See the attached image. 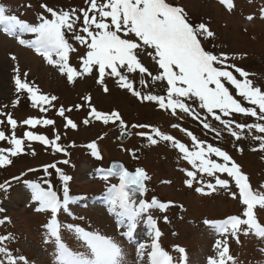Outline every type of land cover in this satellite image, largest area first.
Instances as JSON below:
<instances>
[{"label": "rangeland", "instance_id": "1", "mask_svg": "<svg viewBox=\"0 0 264 264\" xmlns=\"http://www.w3.org/2000/svg\"><path fill=\"white\" fill-rule=\"evenodd\" d=\"M168 2L183 7L194 26L204 23L214 33L213 37L202 40L206 51L217 56H226L225 66L229 71H233L238 79L243 80L244 77L235 72V68L242 69L249 73L248 79L254 86L264 90V0H232L234 6L231 9L221 0ZM42 4L55 10L67 11L87 7V0H0V6L8 14L17 15L32 24L39 23L41 14L51 18L41 7ZM249 16L252 17L251 20L248 19ZM20 38L28 40L35 37L31 33H17L15 36L6 34L0 25V120L6 119L5 113L12 115L18 122L16 136L24 139V151L18 156L10 157L13 161L11 165L0 166V184L5 185V189H0V208L4 209L0 212V219L6 218L4 227L1 226L3 228L0 229V236L10 235L8 241L0 242V247L7 248L12 256L26 257L29 264H57L55 245L51 242L52 238L46 228L52 214L50 210L37 211L40 205L32 199V190L29 187L30 183H40L47 188L49 184L45 181H48L62 199L64 185L59 174L55 169H49L51 175L44 172L45 165L56 164L72 177L68 188L73 200L69 202L67 210H60L57 219L61 224L62 240L73 250L84 249L75 233L67 229L68 224L114 239L123 250V264H147V255L143 259L139 255V245L152 243L154 231L147 220L151 215L162 233L159 243L173 257V264H208L210 257L218 256L215 247L218 240L227 242L230 255L234 258L228 264H264V238L254 233L244 235L241 232L237 240L235 236L222 235L204 223L205 220L223 221L230 216L244 218L242 214L245 206L239 197V189L234 179L226 173H217L221 179L229 180V188L217 186L212 191L207 188V184L215 183L214 177L201 173L189 187L185 183L186 170L194 169L183 159V154L170 141L160 140L153 145L147 139L153 128H159L184 143L190 150H195L194 143L184 131L186 129L205 144H212L226 151L248 176L252 189L264 192V151L259 150L261 141L254 139L255 136L264 134L245 129L242 138L236 140L219 121L207 114L206 110H201L198 102L187 103L201 119H195L179 110L173 114L171 110L161 109L156 102L142 101L127 89L121 88L115 77H105V84L109 89L105 92L104 86L97 82L98 73L95 70L91 75L76 77L74 82H69L58 65L49 64L35 49L20 45ZM71 42L78 47L79 52L70 54L69 63L79 70V57L84 53V48L74 41ZM13 56L16 57L15 60L12 59ZM140 58L150 71L157 73V66L149 56L145 54ZM53 59L59 58L53 56ZM17 68L21 78L25 79L26 73L27 81H33L40 94L57 97L52 105H43L47 111L41 112L39 107H33L28 93L16 92ZM129 75L130 79H134L136 89L142 94H165L164 84L150 83L149 86H143L140 84L139 75ZM148 79L151 81V78ZM230 90L243 106L253 107L233 88L230 87ZM86 96L91 97V106L100 112H119L126 127H122L119 121L115 124H104L101 121L85 124L83 121L88 119L91 110L89 102L84 99ZM17 100L19 103H16ZM78 105L83 107H77ZM61 107L66 109L65 116L71 118L77 128L66 126V120L58 114ZM205 116L206 122L220 132L219 136L203 128L201 120ZM28 118L52 119L55 123L32 127L23 124ZM223 118L246 124L264 123L239 113ZM140 125L148 127H139ZM0 131L10 135L12 130L5 123L0 125ZM28 131L46 135L50 140H54L59 134L60 140L57 143L66 150L67 155L65 152H56L50 146H41L39 141L27 140L24 134ZM123 131L131 135L125 143L119 141ZM141 132L146 135H139ZM92 142L98 145L102 159L91 154L92 150L87 146ZM0 147L7 148L10 145L7 141H0ZM211 158L223 163L222 158L214 155ZM65 159L70 162L64 164L62 161ZM114 163L123 164L129 171L142 168L148 173L150 179L146 180L147 191L144 196L136 194L137 201L142 199L151 202L156 198L162 203L171 202L167 210L152 208L137 218L131 239L124 235L128 231V225L122 224L124 217L110 214L109 211L107 189L119 180L118 177L103 179L101 170L110 168ZM201 187L204 188V193L196 191ZM232 193H236V198H233ZM99 198H104L108 204H94ZM108 212L111 217L107 215ZM255 212L259 222L264 224V209L257 206ZM165 216L168 218L167 222L164 220ZM176 246L184 248L185 253L177 252ZM0 260L7 264L3 253H0Z\"/></svg>", "mask_w": 264, "mask_h": 264}, {"label": "snow or ice", "instance_id": "2", "mask_svg": "<svg viewBox=\"0 0 264 264\" xmlns=\"http://www.w3.org/2000/svg\"><path fill=\"white\" fill-rule=\"evenodd\" d=\"M221 2L229 9L234 6L232 0H221ZM41 7L50 14L51 18L41 14L39 23L32 24L17 15L8 14L7 10L0 6V25L9 35L33 34L34 39L20 38L19 44L35 49L47 59L49 64L58 65L59 70L66 74L69 82H74L76 77L91 75L95 70L98 73L97 82L104 86L105 92L109 91L105 84V77H115L121 88L127 89L142 101L156 102L161 109L171 110L173 114L179 110L195 119H201L200 115L187 103L188 101L198 102L199 108L206 110L207 114L219 121L236 140L242 138L245 129L264 134V123L246 124L223 118L239 113L264 121V90L254 86L248 79L249 73L242 69L235 68V72L244 77L243 80L238 79L233 71H229L225 66L226 56H217L205 50L202 40L213 37L214 33L204 23L194 26L189 21L183 7L175 6L168 0H87V7L67 11L55 10L46 4H42ZM248 19L251 20L252 17L249 16ZM71 41L84 48V53L79 57L81 61L79 70L69 63L70 54L79 52L78 47L74 46ZM145 54L157 66L156 74L142 63L140 57ZM53 56L59 59L54 60ZM12 59L15 60L16 57L13 56ZM16 71V92L30 94L32 106L39 107L41 112L47 111L43 105H52V101L57 100V97L40 94L39 88L27 81L26 73L24 74L25 79H22L18 68ZM129 74L139 75L140 84L143 86H149L150 83L164 84L165 94H142L136 89L135 81L130 79ZM148 78H151V81ZM230 87L253 107L243 106L241 101L234 97ZM84 99L89 102L90 117L104 124L119 121L122 127H126L119 112H100L91 106L90 96ZM16 103H19V100ZM77 107H83V105ZM65 111L66 109L61 107L58 114L64 117L66 126L77 128V124L65 116ZM4 115L6 119L0 120V125L6 123L12 131L10 135H6L5 131H0V141H7L10 145L7 148L0 147V166L11 165L13 161L10 157L18 156L24 151V139L18 138L15 134L17 120L10 114L5 113ZM206 120L207 116L201 120L203 128L219 136L220 132ZM83 122L88 124L89 120L85 119ZM54 123L52 119L39 118H28L23 121V124L32 127ZM139 127L148 126L140 125ZM173 127H179V125H173ZM184 131L194 143L195 150H190L184 143L165 134L159 128H153L151 134L147 135V139L153 145L160 140L170 141L173 147L183 154V159L188 161L194 169L186 170L185 183L189 187L196 181L197 175L202 173L215 179V183L207 184L208 189L215 191L217 186L227 189L229 180L221 179L216 175L226 173L228 177L234 179L239 189V197L245 206L242 214L244 218L230 216L223 221L205 220L204 223L215 228L222 235L235 236L237 240L241 232L244 235L254 233L264 238V224L259 222L255 212L257 206L264 209V192L252 189L248 176L241 171L240 166L226 151L212 144H205L191 132L186 129ZM139 135L145 136L146 134L141 132ZM24 137L29 141H39L43 145L54 148L56 152H65L67 155L66 150L57 143L60 140L59 134L54 140H50L46 135H37L28 131ZM254 139L261 141L259 150L264 151V135L255 136ZM87 147L92 150L91 154L97 159L103 158L95 142ZM213 155L222 158L223 163L212 159ZM133 156L135 157L134 152ZM62 162L68 164L70 161L65 159ZM49 169H55L63 182L62 199L48 181H45L49 184L47 188L42 187L40 183H30L29 187L32 190V199L40 205L37 211L50 210L52 214L46 228L49 237L52 238L51 242L55 245L57 264H123L121 246L111 237L99 232L88 231L72 224L66 225L67 229L74 232L82 242L83 251L73 250L62 240L61 224L57 219V214L62 208L65 210L68 208L70 201L68 182L72 177L65 174L56 164L44 166V172L51 175ZM101 172L105 180L111 176L118 177L119 182L111 184L107 189L109 211L131 221L128 224V231L124 233L129 239L132 238L137 218L152 208L167 210L171 204V202H159L156 198H153L151 202L135 199L137 193L147 191L144 181L150 179L142 168L129 171L123 164L114 163L110 168L102 169ZM0 189H5V185L0 184ZM196 191L204 193V188H197ZM232 195L236 198V193ZM3 211L4 209L0 208V212ZM147 220L153 228L154 237L150 245H139L141 259L147 255V264H173V257L159 243L162 233L156 227L157 221L151 215L147 217ZM164 220L167 222V216ZM4 222V219H0V224ZM9 238L0 236V242ZM215 247L218 256L210 257L208 264H228L229 261L234 260L226 241H216ZM176 251L185 253V249L180 246H176ZM0 253L7 258V264H29L26 257L12 256L5 247H0ZM0 264H4V261L0 260Z\"/></svg>", "mask_w": 264, "mask_h": 264}, {"label": "water", "instance_id": "3", "mask_svg": "<svg viewBox=\"0 0 264 264\" xmlns=\"http://www.w3.org/2000/svg\"><path fill=\"white\" fill-rule=\"evenodd\" d=\"M89 120H90V121H95V119L92 118V117H90ZM129 139H130V135H129L128 133H126V132H123V133L121 134V137H120L119 141H120L121 143H125V142H127ZM111 166H112V164H111ZM111 166H110V167H111ZM144 184H145V181H144ZM140 194H143V193H140Z\"/></svg>", "mask_w": 264, "mask_h": 264}, {"label": "trees", "instance_id": "4", "mask_svg": "<svg viewBox=\"0 0 264 264\" xmlns=\"http://www.w3.org/2000/svg\"><path fill=\"white\" fill-rule=\"evenodd\" d=\"M28 82H29V81H28ZM31 82H32L31 84L33 85V83H34V82H33V81H31ZM29 95H30V94H29ZM4 221H5V220H4ZM2 226L4 227V224H3ZM3 227H2V228H3ZM2 228H1V229H2ZM4 236H8V237H10V235H9V234H7V235H4Z\"/></svg>", "mask_w": 264, "mask_h": 264}, {"label": "bare ground", "instance_id": "5", "mask_svg": "<svg viewBox=\"0 0 264 264\" xmlns=\"http://www.w3.org/2000/svg\"><path fill=\"white\" fill-rule=\"evenodd\" d=\"M99 201V200H98ZM95 202H97V199L95 200Z\"/></svg>", "mask_w": 264, "mask_h": 264}]
</instances>
